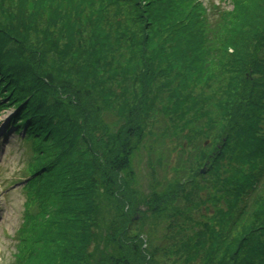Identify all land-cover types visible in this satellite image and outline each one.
Returning a JSON list of instances; mask_svg holds the SVG:
<instances>
[{"label": "trees", "instance_id": "trees-1", "mask_svg": "<svg viewBox=\"0 0 264 264\" xmlns=\"http://www.w3.org/2000/svg\"><path fill=\"white\" fill-rule=\"evenodd\" d=\"M8 1L0 0V111L18 109L12 125L28 129L37 152L30 188L48 183L26 204L7 264H160L134 229L136 204L139 214L172 207L183 218L162 263L264 264V0H230L231 9L214 0H27L24 20V0H14L18 24ZM15 41L24 49L11 52ZM91 111L120 118L102 142L89 136ZM46 138L63 153L50 158ZM161 138L185 139L200 162L217 144L211 188L181 177L142 201L127 192L133 154ZM107 200L121 210L117 223L101 224Z\"/></svg>", "mask_w": 264, "mask_h": 264}, {"label": "rangeland", "instance_id": "rangeland-1", "mask_svg": "<svg viewBox=\"0 0 264 264\" xmlns=\"http://www.w3.org/2000/svg\"><path fill=\"white\" fill-rule=\"evenodd\" d=\"M13 1L14 0H12V3L15 7L13 9L14 11H12V14H14L12 18L15 19V24H18V22L23 21L30 15V6L27 4V0H24L23 14H21L19 3L17 1ZM213 2H220L225 8L231 9L230 0H214ZM19 14L22 15L23 20ZM23 32L27 35L24 41L27 47L35 48V46L39 44L36 34L28 27L24 28ZM11 43L8 44V48L11 52H14L12 49H24L23 44L21 48V45L18 42L15 41ZM47 63L50 65L49 60ZM63 101L66 102V106L69 105V102L65 99V97L61 99L62 105ZM90 105L95 106L96 104L90 103ZM57 107L61 108L62 106L58 105ZM87 109L89 110L92 108L90 106V108ZM94 112L91 111L88 116L90 122H93L92 126L90 125L92 129L89 136L102 142L106 135V133H102V130H116L120 125V118L112 111H105L102 115L96 112V114L90 116ZM13 116L14 112L11 109L0 112V264H7L13 259L16 247L19 246L20 243V230H22L25 219V206L33 198L34 194L48 183L47 179H43L39 184H34L32 188H26L29 183L25 175L28 174L31 171V168H33L36 164L37 159L35 158L37 156H35V154L37 152L33 154V150L31 149L32 146L23 144L19 140L18 136L13 134V130L7 132L8 122ZM94 130L96 132H94ZM89 136L87 137L91 138ZM37 138H39V136H37ZM186 142L188 141H185V139L179 142L173 140L172 138L157 139L155 145H153L154 151H151L150 148L147 147L152 146V142L149 144V142L146 141L143 147L139 148L132 156L131 168L133 170L135 180L133 184L129 186L130 188L123 185L125 190L127 192L136 191L138 200L142 201L147 196L151 197L156 195L158 192L165 190L167 187H170V183L174 180L180 179L181 181V177H184L187 183L188 181L191 182L192 180L197 179L198 181L192 182L196 186H200L201 188H211L208 183H215V181L211 179L212 175L216 173V170L211 169L212 164L209 158L210 155L214 153L215 147L218 145L215 144L213 146L212 144L213 147L211 149L205 150L203 154L206 152V160L204 162H200V159H198V161L194 159V156L198 154H193L194 150L189 147V144ZM183 143L186 144V147H184L187 151L185 155L182 152ZM43 144L44 147L48 146L50 149V158L56 154L63 153V148L59 144V146L56 145V143L49 138L44 139ZM209 144H211V142H209ZM44 147L43 149H45ZM26 150H28V153H26ZM44 152L45 150L39 153L38 157L40 159L43 157L42 155H44ZM188 158H190L188 160L190 162L193 160L191 165H188V162H184L185 164L182 162V159L187 160ZM177 170L178 172H176ZM202 170L206 171L205 174H201ZM210 172H212V175ZM125 173V171H121L122 178H124ZM198 176H200V178ZM119 192L120 195L123 193L121 190H119ZM206 194L207 192H204L203 194L196 193L192 200L204 197ZM139 197H141V199H139ZM177 206L180 209L184 208L186 206L185 201L183 199H179L176 203V207ZM103 207L104 213L102 214V217L104 219L101 220V224L104 222H110V220L117 223L119 221L118 214L121 210L119 211L118 207L115 208V203L107 200L104 201ZM136 207L137 204L134 205V210L132 208V211L130 212L132 215L131 218L134 221L135 219H140L139 221H136L137 226L134 227V229L143 233V238H145L148 242L147 248L150 251L154 249L152 257L153 261L155 260L160 264H169V262L162 263V261L167 253V249L177 245L178 243V240H174L173 242L172 233L178 231L179 222L183 221V218L174 219V216L170 213L173 211L172 207H169L165 211H161L160 214L153 211L146 213L147 210L141 211V214H139L135 210ZM192 218L196 219L197 222L201 220V217L198 214L192 215ZM136 222H133V226H135ZM195 231V228H192L187 232L192 235ZM104 232L105 230L103 232L100 229L98 230V233L103 236V240L106 237ZM239 233L240 231L237 230L233 236H236ZM103 240L96 238L97 244H99L98 247L103 248ZM158 247L160 248L159 251L156 250ZM94 251H96L95 248Z\"/></svg>", "mask_w": 264, "mask_h": 264}, {"label": "water", "instance_id": "water-1", "mask_svg": "<svg viewBox=\"0 0 264 264\" xmlns=\"http://www.w3.org/2000/svg\"><path fill=\"white\" fill-rule=\"evenodd\" d=\"M202 173H205V170H203Z\"/></svg>", "mask_w": 264, "mask_h": 264}]
</instances>
